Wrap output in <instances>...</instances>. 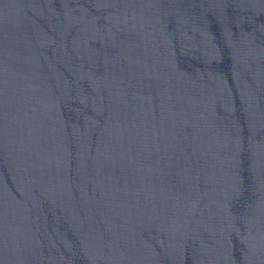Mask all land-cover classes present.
Wrapping results in <instances>:
<instances>
[{"label": "water", "instance_id": "95a60500", "mask_svg": "<svg viewBox=\"0 0 264 264\" xmlns=\"http://www.w3.org/2000/svg\"><path fill=\"white\" fill-rule=\"evenodd\" d=\"M0 264H56L42 0H0Z\"/></svg>", "mask_w": 264, "mask_h": 264}]
</instances>
